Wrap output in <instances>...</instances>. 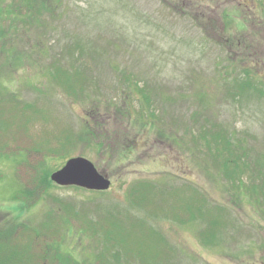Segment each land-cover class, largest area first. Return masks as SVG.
I'll list each match as a JSON object with an SVG mask.
<instances>
[{"label":"rangeland","instance_id":"374dc122","mask_svg":"<svg viewBox=\"0 0 264 264\" xmlns=\"http://www.w3.org/2000/svg\"><path fill=\"white\" fill-rule=\"evenodd\" d=\"M48 2L0 35V223L49 218L40 244L75 264H264V0ZM78 155L107 190L21 204L31 164Z\"/></svg>","mask_w":264,"mask_h":264},{"label":"trees","instance_id":"16d2710c","mask_svg":"<svg viewBox=\"0 0 264 264\" xmlns=\"http://www.w3.org/2000/svg\"><path fill=\"white\" fill-rule=\"evenodd\" d=\"M50 4L48 0H0V35L4 33L10 25H13L16 20H19L22 24H26L30 27L32 25V20L39 17L41 9H46L45 4ZM51 10H54L52 8ZM51 13V11H50ZM33 20V21H34ZM6 22L9 25H6ZM4 46L3 43H0V48ZM81 73L82 70H79ZM75 72V71H74ZM11 97L3 96L0 98V107H7L8 101L14 102V99ZM4 104V105H3ZM27 104L24 108H27ZM6 112V111H3ZM83 133L78 135V138L83 139ZM218 136L222 138V135L218 133ZM68 141H71L67 137ZM224 144L223 148L226 150L224 154L221 148H217V145L210 148V153L214 166H217L221 170V174L228 179H231L233 182L234 178H240L243 172L240 175L239 165H242L238 162L239 154L232 153L231 146L233 143L230 139H223ZM207 149L209 147V142H206ZM38 149V148H36ZM215 149V150H214ZM214 150V151H213ZM40 150H36L38 153ZM208 151V150H207ZM33 150L27 149L28 155H34L40 157L41 170L44 166V159H42V153L37 154ZM234 154V155H233ZM44 155H46L44 153ZM39 161V160H38ZM37 161V162H38ZM36 164H31L37 173L32 176V179L29 180L28 185H22L19 189V194L21 195V204L24 207L32 206L36 200L40 197V194L36 193V190H40L41 186L52 183L48 178V174L42 175L41 170H38ZM42 163V166H41ZM44 182V183H42ZM16 197V196H15ZM220 209V208H218ZM49 218L45 221H41L40 226L46 228L47 230H40L36 226H30L29 224L23 223L21 221H6L0 223V264H75L74 260L69 256L59 253L58 250H55L48 247L42 246L40 243L49 239V237L55 234L52 226H48L47 223ZM52 228V229H51ZM52 230V232H50ZM51 233V234H50ZM24 239V241H23Z\"/></svg>","mask_w":264,"mask_h":264},{"label":"water","instance_id":"95a60500","mask_svg":"<svg viewBox=\"0 0 264 264\" xmlns=\"http://www.w3.org/2000/svg\"><path fill=\"white\" fill-rule=\"evenodd\" d=\"M50 180L59 186H78L87 190L105 191L111 181L83 156L68 158L64 164L51 172Z\"/></svg>","mask_w":264,"mask_h":264},{"label":"flooded vegetation","instance_id":"af4514ba","mask_svg":"<svg viewBox=\"0 0 264 264\" xmlns=\"http://www.w3.org/2000/svg\"><path fill=\"white\" fill-rule=\"evenodd\" d=\"M211 250H213V249L211 248ZM227 255H228V256H231L230 253H227Z\"/></svg>","mask_w":264,"mask_h":264}]
</instances>
